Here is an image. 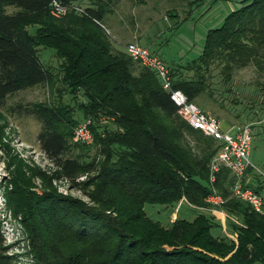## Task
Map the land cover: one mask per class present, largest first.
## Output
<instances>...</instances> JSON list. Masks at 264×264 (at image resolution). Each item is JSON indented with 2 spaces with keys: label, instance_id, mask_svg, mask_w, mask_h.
Listing matches in <instances>:
<instances>
[{
  "label": "trees",
  "instance_id": "16d2710c",
  "mask_svg": "<svg viewBox=\"0 0 264 264\" xmlns=\"http://www.w3.org/2000/svg\"><path fill=\"white\" fill-rule=\"evenodd\" d=\"M51 1L0 0V105L16 92L56 83L39 59L40 46L60 61V83L81 117L107 116L117 130L104 137L94 131L96 155L83 162L71 154L72 129L79 124L75 106L42 102L27 110L40 123L37 141L55 175L74 187H92V205L52 190L31 202L25 225L37 264H264V213L231 196L233 178L226 168L209 181L218 144L190 127L154 73L114 51L100 28L119 0H91L95 8H85L82 16L70 12L63 20L51 16ZM239 1L220 27L208 30L201 55L193 60L195 77L175 79L171 70L172 87L189 102L206 92L212 67L221 68L225 82L249 65L264 72V0ZM29 26L38 27L34 34ZM39 175L50 186L51 178ZM85 175L88 180L79 182ZM213 194L224 200L218 209L237 220L230 239L215 236L218 225L201 212L167 228L144 211L146 204L180 202L206 209ZM2 244L0 234V264H13Z\"/></svg>",
  "mask_w": 264,
  "mask_h": 264
},
{
  "label": "rangeland",
  "instance_id": "374dc122",
  "mask_svg": "<svg viewBox=\"0 0 264 264\" xmlns=\"http://www.w3.org/2000/svg\"><path fill=\"white\" fill-rule=\"evenodd\" d=\"M72 5L84 10L94 7L91 0H73ZM239 7V0H119L99 26L112 40L114 51L125 52V45L138 43L161 58L175 79H193V60L201 55L208 30L220 27L224 18ZM67 17L68 14L53 18L63 20ZM37 28L29 26L27 31L34 34ZM43 49L46 48L37 47V51ZM42 59L45 68L57 77L56 83L52 87L39 84L16 92L0 105V234L2 251L13 264H37L25 225V212L32 201L52 190L63 197L93 204L89 199L92 187H74L70 180L55 175L56 168L42 153L37 141L40 123L27 113L36 103L58 105L64 102L75 106L78 123L91 120L81 117L69 89L60 83V61L56 55L45 54ZM134 64L138 69L143 68ZM220 71V67H212L206 74L207 90L194 103L219 120L225 130L248 127L252 136L249 161L256 170L264 173V72L249 65L234 73L230 82H225ZM81 101L78 93V102ZM89 126L92 144H78L72 137L70 139L71 154L82 156L83 162L91 161L96 155L95 132L104 137L117 130L114 121L107 116L90 121ZM42 173L51 178L50 186L39 175ZM89 176L80 177L78 181L86 182ZM246 182L264 193V178L257 172L248 173ZM144 211L150 219L167 228L177 219L192 221L197 212L204 213L218 225L212 233L226 239L233 237L231 223L237 222L233 216L221 214L211 204L200 210L183 202L171 207L146 204Z\"/></svg>",
  "mask_w": 264,
  "mask_h": 264
},
{
  "label": "built area",
  "instance_id": "2783aa9c",
  "mask_svg": "<svg viewBox=\"0 0 264 264\" xmlns=\"http://www.w3.org/2000/svg\"><path fill=\"white\" fill-rule=\"evenodd\" d=\"M71 11L85 14L84 9L72 4L66 5L62 0H52L49 6L51 16L56 18L64 17ZM124 50L132 61L154 73L163 90L169 94L172 102L178 107V113L184 121L218 144V151L210 164V183L215 181L216 173L220 168H226L233 178L230 188L231 196L250 205L254 211L264 213V193H258L253 188L246 187L244 182L249 173L248 169L264 178V173L256 170L249 161L252 142L249 128L230 127L225 130L219 120L202 111L195 103L189 102L182 91L172 87L171 69L147 47L138 43H129L125 45ZM90 121L87 120L75 126L72 136L74 143L86 145L93 143ZM207 201L215 208H220L224 203V200L215 194L210 195ZM219 212L224 214L223 211L219 210Z\"/></svg>",
  "mask_w": 264,
  "mask_h": 264
},
{
  "label": "crops",
  "instance_id": "0c3cea01",
  "mask_svg": "<svg viewBox=\"0 0 264 264\" xmlns=\"http://www.w3.org/2000/svg\"><path fill=\"white\" fill-rule=\"evenodd\" d=\"M16 11V9H14V8H8V13H12V12H15ZM37 53H38V56H39V59H40V61L42 62V64L44 65V62H43V59H42V56L43 55H45V54H49V53H52L53 55H54V52L53 51H49V49L48 50H46V49H43L42 51H37ZM166 64V63H165ZM221 123V122H220ZM221 126L223 127V125H222V123H221Z\"/></svg>",
  "mask_w": 264,
  "mask_h": 264
}]
</instances>
